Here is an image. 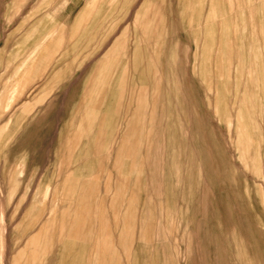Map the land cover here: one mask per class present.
Masks as SVG:
<instances>
[{
  "label": "rangeland",
  "instance_id": "374dc122",
  "mask_svg": "<svg viewBox=\"0 0 264 264\" xmlns=\"http://www.w3.org/2000/svg\"><path fill=\"white\" fill-rule=\"evenodd\" d=\"M0 264H264V0H0Z\"/></svg>",
  "mask_w": 264,
  "mask_h": 264
},
{
  "label": "crops",
  "instance_id": "0c3cea01",
  "mask_svg": "<svg viewBox=\"0 0 264 264\" xmlns=\"http://www.w3.org/2000/svg\"><path fill=\"white\" fill-rule=\"evenodd\" d=\"M85 12V7L84 5H82L80 8H78V10L76 11V18L77 19H82L83 18V14ZM118 18V17H117ZM122 18V17H121Z\"/></svg>",
  "mask_w": 264,
  "mask_h": 264
}]
</instances>
